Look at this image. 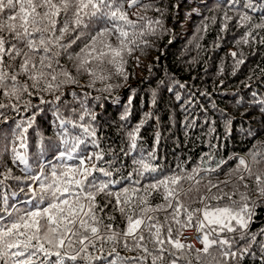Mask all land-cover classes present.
<instances>
[{"label": "trees", "instance_id": "1", "mask_svg": "<svg viewBox=\"0 0 264 264\" xmlns=\"http://www.w3.org/2000/svg\"><path fill=\"white\" fill-rule=\"evenodd\" d=\"M247 2L248 0H141L129 7L125 0L123 10L130 20L136 22L134 31L137 35L130 38L135 39L138 45L132 46L134 50L130 54L127 51L122 53L126 79L118 72L120 58L115 63L100 65L98 61L88 57L87 53L81 52L90 42L91 36L99 30L98 27L77 29L71 35H66L62 43H70L81 32L85 33L67 52L61 50L59 57L61 67H57V72L61 69L67 71L74 83H63L54 91L30 88L29 92L32 94L25 93L20 100L9 99L0 92V103L17 105V108L0 109V161L6 164V167H0V172L6 173L10 168L12 176L21 177V180H14L0 176V180H3L0 197L7 196L9 205L16 204L17 207L26 209L28 205L24 201L32 198L28 187L38 189L40 184L25 181L24 165L19 161L12 162L10 149L13 141L17 151L26 152L33 169L31 175H39L38 165L44 163L47 165L43 169L44 175L50 182L52 167L62 163L54 159V155H58L54 146L63 150L61 140L64 137L70 141L79 137L86 141V144L80 145V158L84 159V168L90 169L93 164L97 168H105L112 172L113 180H121L132 173L127 183L121 181L112 185L110 190L116 192L125 187H136L141 190L138 193L141 196L144 195L146 185L165 176L191 173L197 167L217 169V162L225 161L215 172L201 171V186L209 181L220 186L212 188L211 193L204 191L201 194L208 196L220 195L221 192L235 193L231 199L240 201V194L247 193L249 206L253 202L257 205L255 215L244 239H240L243 230L239 228L231 233L225 230L220 233V237L234 239L235 243L231 248L227 245H213L209 254L202 256L201 264H264V197L257 191L255 182L256 174H264V162H252L253 151L264 152V43L261 42L264 40V28L256 27L264 23L261 19L264 8L252 12L244 7ZM245 12L252 17L250 21L241 19ZM149 21L152 23L149 24ZM149 28L154 29V33ZM129 31L131 33L133 29ZM142 31L144 35L141 37L139 34ZM248 33H251L247 36L248 43H244L243 38ZM101 39L110 43L113 48L120 47L115 33ZM233 52L236 53L235 56L232 55ZM78 53L80 59L90 60L85 67L94 74L78 68ZM239 60H243V63H237ZM5 62L9 63L7 57ZM20 62L21 58L17 57L8 70L18 71ZM100 75L107 78L98 79ZM60 79L64 77L61 76ZM109 85L110 90H104ZM56 96L61 99L57 101ZM42 100L47 103H42ZM26 104L30 105L27 109ZM126 109L130 113L127 121L121 119ZM92 114L96 116L95 121L91 118ZM29 118H34L31 127L27 123ZM61 121H64L63 125ZM141 121L144 123L137 135L136 148L130 150L128 133ZM21 122L22 127L16 128V124ZM81 124L94 128L95 137L87 135L79 127ZM24 129H27L24 133L26 149L21 148V141L16 139ZM93 139H96L98 147L92 144ZM5 146L9 149L7 153L4 152ZM98 152L104 154L102 161H97L92 155ZM150 153H154V159H149ZM90 155L91 161L88 159ZM237 157H244L248 161L252 176L245 174L243 169L235 171ZM142 158L156 167L158 172L152 175L145 173V178L142 179L135 171L140 165L133 163ZM63 163L80 167L73 160ZM92 175L98 178L97 182L109 179L96 171ZM241 175L244 176L243 181L238 179ZM77 178H80L79 174ZM261 178L264 180V175ZM135 180L140 183L134 185L132 182ZM225 180H230L231 183L225 186L221 183ZM190 186V181H182L184 190ZM21 189L24 191L21 192ZM148 191L152 192L149 197L152 208L165 204L163 189L159 192L151 189ZM14 192L16 196L12 195ZM181 201L189 203L183 196ZM96 203L102 208L107 204L104 212L100 213L105 217V224L110 222L106 218L110 215L115 218L112 221L113 227L118 225L121 230L126 228V220L113 209L116 204L114 196L98 195ZM133 203L138 204L135 197ZM208 203L214 206L219 203L223 207L230 201L224 197L219 202L212 200ZM201 208L203 204L197 200L191 203L189 211ZM149 215L160 224L167 222V227L173 230V239L177 238L178 230L183 232L198 225V220L193 219L191 226H186L187 217L183 209L180 210L179 220L184 227L174 222L172 208ZM198 219L203 220L202 213L198 214ZM232 223L234 225L235 221ZM205 225L204 232L218 227L207 225V222ZM167 227L164 229L165 233ZM215 238V234L210 236V239ZM249 243L251 247L248 252L241 255L242 250L249 247ZM193 246L191 250L177 252V255L183 254L192 264H198L195 260L198 254L196 250L202 249L203 245ZM148 247L151 250L154 245L149 243ZM165 247L171 248V245L166 244ZM117 250L122 256L145 255L142 250ZM107 251H111L110 246H105V252ZM223 251H228L229 256L224 257ZM232 252L237 253L235 258L231 256ZM94 254L100 253L97 251ZM172 259L165 252L163 264H170ZM147 264H152L151 258ZM179 264H185V261L182 260Z\"/></svg>", "mask_w": 264, "mask_h": 264}, {"label": "snow or ice", "instance_id": "2", "mask_svg": "<svg viewBox=\"0 0 264 264\" xmlns=\"http://www.w3.org/2000/svg\"><path fill=\"white\" fill-rule=\"evenodd\" d=\"M124 2L125 0H0V92L9 99L20 100L25 93L32 94L29 92L30 88L54 91L59 89L63 83H74V79L67 71L61 69L60 72H57V67H61L59 57L61 50L67 52L72 44H75L85 33L81 32L70 43H62V41L66 35H71L77 29H88L90 26L93 29L98 27L99 30L91 36L90 42L81 49V52L87 53L88 57L98 61L100 65L115 63L117 58H120L118 72L126 79L127 75L123 71L122 53L127 51L130 54L134 50L132 46L136 45V40L130 37H135L137 34L134 31L136 22L130 20L127 12L123 10ZM127 2L128 6L132 7L140 3L141 0H127ZM148 6L145 5V7ZM244 7L252 12H257L258 9L264 8V0H248ZM241 19L250 21L252 17L245 12L242 13ZM261 19L264 20V15L261 16ZM151 23L149 21V24ZM156 23L160 22L156 21ZM256 27L264 28V23L256 25ZM129 29H133V31L130 33ZM149 31L154 33L155 30L149 28ZM113 33L118 36L119 48H113L110 43H105L101 39L109 37ZM139 35L142 37L144 32H140ZM248 35L251 33L246 34L243 38L244 43H248ZM261 42L264 43V40ZM232 55L235 56L236 53L233 52ZM5 57L8 58L9 63L5 62ZM17 57L21 58L18 71L10 72L8 69L13 66ZM69 58L71 59V57ZM77 59H80L79 53ZM89 63V59H80L78 68H83L90 74H94L85 67ZM237 63H243V60H239ZM61 76L64 79L61 80ZM20 77L26 79L21 80ZM106 78L103 75L98 77L101 80ZM41 85H43L42 89ZM110 88L109 85L104 90H110ZM55 99L59 101L61 97L56 96ZM41 102L47 103L43 100ZM29 106L26 104V109ZM7 107L17 108V105L0 103V109ZM129 114L126 109L121 119L127 121ZM91 118L93 121L96 120L94 114ZM33 119L29 118L27 121L28 127L32 126ZM81 120H83V116H81ZM143 123L144 121H141L132 132L128 133L131 140L130 150L136 148L137 135ZM22 124L23 122L17 123L16 128H21ZM61 124L63 125L64 121H61ZM79 127L87 135L95 137L94 128L90 129L83 124ZM26 131L27 129H24L16 137L21 141L20 147L25 149L27 148L24 135ZM91 142L94 146H99L96 139ZM12 143L13 146L10 149L12 162L19 161L24 165L25 176L23 179L40 182V184L38 189L28 187L32 198L24 201L28 205L26 209H21L16 204L9 205L7 196L0 197V264H147L149 258H151L152 264H157V262L163 264L165 252L173 257L170 264H179L182 260L185 261V264H192L191 260L183 254L177 255V252L183 253L185 249L191 250L194 247L181 242L179 237L182 232L178 230L177 238L173 239V230L171 227H167V222L160 224L152 215H149V213L157 211H166L168 208L173 209V220L181 227L185 226L179 220L181 209L184 210L187 217L186 226H191L193 219L198 220V231L203 232L200 241L203 248L196 250L198 254L195 260L201 264L202 256H207L213 245L219 244L221 247L227 245L231 248L235 243L234 239L220 237V233L225 230L231 233L239 228L243 230L240 239H244L248 235L246 230L255 215L257 205L253 202L249 206L247 193L240 194V201L231 199L235 193L221 192L220 195L210 194L208 196L201 194L204 191L211 193L212 188L220 187L211 181L201 186V171L215 172L221 164L226 163L225 161L217 162V169L197 167L191 173L165 176L163 179L156 180L155 183L146 185L143 189L144 195L141 196L138 195L141 190L136 187H125L116 192L110 190L112 185L119 184L121 181L127 183L131 179L132 173H129L128 177H122L121 180H113L111 179L112 172L105 168H97L94 164L90 169L84 168V159L80 158V145L86 144V141L79 137H74L71 141L64 137L61 140L64 146L63 150L54 146L58 152V155H54V159L60 160L62 163L52 167L50 182L43 171L47 165L39 164L40 174L31 175L33 169L28 162L26 152L17 151L15 141ZM8 151L9 149L5 146L4 152ZM92 155L97 161L103 160V152ZM92 155L88 157L89 161H91ZM42 156L43 149L41 158ZM154 158V153H150L149 159ZM236 159L238 163L235 171L243 169L245 174L252 176L253 172L248 161L244 157ZM66 160L77 161L80 167L63 163ZM252 162L256 164L264 162V152L253 151ZM133 163L140 165V168L135 171L142 179L145 178V173L152 175L158 172L156 167L145 162L143 158L134 160ZM0 167H6L5 162L0 161ZM93 171L100 172L109 179L97 182L98 178L92 175ZM77 174L80 178H77ZM262 175L264 174H256L255 182L257 191L261 197H264V187H261L264 184ZM0 176H3L4 179L21 180V177L12 176L10 168L6 173L0 172ZM152 179H155V176H152ZM238 179L243 181L244 176L241 175ZM182 181H190L191 186L184 190ZM132 183L138 185L140 181L135 180ZM221 183L227 186L231 181L225 180ZM2 184L3 180H0V185ZM149 189L153 192L163 189L165 204L152 208L149 202L152 192L148 191ZM20 191L23 192L24 189ZM101 194L115 197L116 204L113 205V209L126 220L125 229L121 230L118 225L113 227L112 221L115 218L110 215L106 217L110 222L104 223L105 217L100 213L104 212L107 204L102 208L96 203V197ZM12 195L16 196V193L14 192ZM182 196L189 200L188 204L181 201ZM134 197L138 200V204L133 203ZM224 197H227L230 203L223 207L219 203L215 206L208 203L212 200L219 202ZM197 200L203 204V208L189 211L191 203ZM199 213H202L203 220L198 219ZM233 221H235L234 225ZM205 222L207 225L218 227L204 232ZM165 227H167L166 233L164 232ZM145 232L147 236H145ZM213 234L216 238L210 239ZM149 243L154 245L151 250L148 247ZM166 244L171 245V248L165 247ZM105 246H110L111 251L105 252ZM250 247L251 243L248 248L242 250L241 255L247 253ZM118 248L128 251L142 250L145 255L122 256L117 250ZM90 249L91 251H89ZM97 251L100 253L99 255L94 254ZM229 254L228 251L222 252L224 257H228ZM236 255L235 252L231 253L233 258Z\"/></svg>", "mask_w": 264, "mask_h": 264}, {"label": "built area", "instance_id": "3", "mask_svg": "<svg viewBox=\"0 0 264 264\" xmlns=\"http://www.w3.org/2000/svg\"><path fill=\"white\" fill-rule=\"evenodd\" d=\"M202 232L198 231V225L195 227L187 228L182 232L180 239L182 241L190 242L197 246L201 244Z\"/></svg>", "mask_w": 264, "mask_h": 264}]
</instances>
